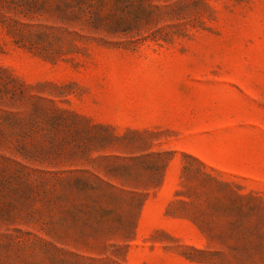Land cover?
I'll return each instance as SVG.
<instances>
[{"label":"rangeland","instance_id":"rangeland-1","mask_svg":"<svg viewBox=\"0 0 264 264\" xmlns=\"http://www.w3.org/2000/svg\"><path fill=\"white\" fill-rule=\"evenodd\" d=\"M0 264H264V0H0Z\"/></svg>","mask_w":264,"mask_h":264}]
</instances>
